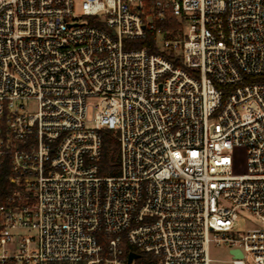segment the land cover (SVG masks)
Wrapping results in <instances>:
<instances>
[{"label":"built area","instance_id":"built-area-1","mask_svg":"<svg viewBox=\"0 0 264 264\" xmlns=\"http://www.w3.org/2000/svg\"><path fill=\"white\" fill-rule=\"evenodd\" d=\"M150 31L155 52L130 47ZM5 164L0 264H128L123 241L147 264H209L210 244L264 264V0H0ZM239 211L259 224L237 233Z\"/></svg>","mask_w":264,"mask_h":264},{"label":"trees","instance_id":"trees-1","mask_svg":"<svg viewBox=\"0 0 264 264\" xmlns=\"http://www.w3.org/2000/svg\"><path fill=\"white\" fill-rule=\"evenodd\" d=\"M168 28H176L178 23L176 21H169L166 24ZM132 48H141L147 45L149 51L155 52L154 46V32L150 31L147 33L146 37L143 39L133 40L129 43ZM101 157L98 162V173L99 175H115L119 173L118 164V143L115 137V133L111 130H101ZM9 170L7 164H5L0 170V205L4 203L6 196L11 191V184L7 181V176ZM100 241L103 244V249L100 252L101 255H105V242L102 241L99 236ZM130 251H134L138 254L136 259V264L144 263L147 264L148 256L143 252L139 251L134 247L127 245L125 241L122 243V256L126 258ZM102 264V263H100Z\"/></svg>","mask_w":264,"mask_h":264},{"label":"rangeland","instance_id":"rangeland-1","mask_svg":"<svg viewBox=\"0 0 264 264\" xmlns=\"http://www.w3.org/2000/svg\"><path fill=\"white\" fill-rule=\"evenodd\" d=\"M73 12L76 15L81 14L80 4L76 2L74 4ZM80 20H87V18L82 17ZM98 102V99H91L87 101L86 106V119L87 125L93 126L92 118L97 108L94 106ZM29 103V102H28ZM29 107L32 108V104L29 103ZM233 157V173L240 174L246 170V155L245 149L242 147H234L231 153ZM259 222L249 213L245 211L238 212V218L235 222L234 230L237 233L247 232L254 227H256ZM208 257L210 259L209 264H230L231 256L227 251L226 246H216L214 244H210L208 248ZM66 264V263H63Z\"/></svg>","mask_w":264,"mask_h":264},{"label":"water","instance_id":"water-1","mask_svg":"<svg viewBox=\"0 0 264 264\" xmlns=\"http://www.w3.org/2000/svg\"><path fill=\"white\" fill-rule=\"evenodd\" d=\"M230 253L235 255L236 257H240L241 256V253L239 251L231 250ZM137 257H138L137 253L129 252L128 255H127V263L130 264L132 262V260L137 258Z\"/></svg>","mask_w":264,"mask_h":264}]
</instances>
